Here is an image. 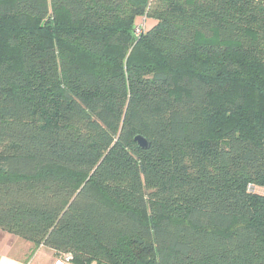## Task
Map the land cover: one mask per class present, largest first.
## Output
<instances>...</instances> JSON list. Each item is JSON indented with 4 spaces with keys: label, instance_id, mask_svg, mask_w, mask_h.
I'll return each instance as SVG.
<instances>
[{
    "label": "trees",
    "instance_id": "1",
    "mask_svg": "<svg viewBox=\"0 0 264 264\" xmlns=\"http://www.w3.org/2000/svg\"><path fill=\"white\" fill-rule=\"evenodd\" d=\"M0 230L72 264H264V0H0Z\"/></svg>",
    "mask_w": 264,
    "mask_h": 264
},
{
    "label": "rangeland",
    "instance_id": "2",
    "mask_svg": "<svg viewBox=\"0 0 264 264\" xmlns=\"http://www.w3.org/2000/svg\"><path fill=\"white\" fill-rule=\"evenodd\" d=\"M138 23L141 26L142 30H144L145 27L149 28L153 24L152 20L147 19V18L141 19L140 21H138ZM257 191L260 193H263V190H261V189H259ZM0 234H5L6 236H9V237L13 236V235L6 233L4 231H1V230H0ZM26 242H27L26 240L19 238V237H13L12 238V244L9 245V248L11 250V254H13L12 256L15 257V258L13 257V259L15 260V262H14L15 264H23V263L28 264L32 255H34V254L37 255L36 258H34V264L41 262V260H43V259H44V262H43L44 264H51L53 262L54 259H53V257H51L50 253H48L49 251L47 252L44 249L40 250L41 247L38 249L32 250L31 249L32 245H31L30 250L28 252L25 251L26 250L25 249L26 248ZM37 250H40V251H37ZM16 258H18V259L16 260ZM2 259H4V257L0 256V262H2Z\"/></svg>",
    "mask_w": 264,
    "mask_h": 264
},
{
    "label": "crops",
    "instance_id": "3",
    "mask_svg": "<svg viewBox=\"0 0 264 264\" xmlns=\"http://www.w3.org/2000/svg\"><path fill=\"white\" fill-rule=\"evenodd\" d=\"M15 236H6L5 234H0V256H3L4 259H2V262H0L1 264H15V260L13 259L14 256H12L13 254H11V250L9 248V245L12 244V238ZM5 242V243H4ZM31 248V244L29 242H26V250L25 251H29ZM32 249V248H31ZM46 250L48 253H50L51 257H53V259H55L54 255H53V251L49 250L45 247H41L40 250ZM37 250V251H40ZM26 252V253H27ZM36 254L32 255L30 261L28 262V264H34V258H36ZM15 258V257H14ZM18 258H16L17 260ZM54 261V260H53ZM44 259L41 260V262L35 263V264H44ZM24 264V263H23ZM52 264V263H51Z\"/></svg>",
    "mask_w": 264,
    "mask_h": 264
},
{
    "label": "water",
    "instance_id": "4",
    "mask_svg": "<svg viewBox=\"0 0 264 264\" xmlns=\"http://www.w3.org/2000/svg\"><path fill=\"white\" fill-rule=\"evenodd\" d=\"M133 140L141 150H147L150 147L149 140L140 134H137Z\"/></svg>",
    "mask_w": 264,
    "mask_h": 264
},
{
    "label": "built area",
    "instance_id": "5",
    "mask_svg": "<svg viewBox=\"0 0 264 264\" xmlns=\"http://www.w3.org/2000/svg\"><path fill=\"white\" fill-rule=\"evenodd\" d=\"M52 264H72V256L71 254L59 255Z\"/></svg>",
    "mask_w": 264,
    "mask_h": 264
}]
</instances>
